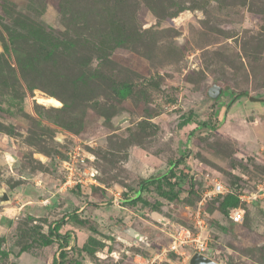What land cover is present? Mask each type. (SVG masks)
Masks as SVG:
<instances>
[{"label":"rangeland","instance_id":"374dc122","mask_svg":"<svg viewBox=\"0 0 264 264\" xmlns=\"http://www.w3.org/2000/svg\"><path fill=\"white\" fill-rule=\"evenodd\" d=\"M171 167L169 196L142 191ZM216 181L264 184V0H0V264H190L179 228L264 264V196L235 223Z\"/></svg>","mask_w":264,"mask_h":264},{"label":"built area","instance_id":"2783aa9c","mask_svg":"<svg viewBox=\"0 0 264 264\" xmlns=\"http://www.w3.org/2000/svg\"><path fill=\"white\" fill-rule=\"evenodd\" d=\"M86 158L85 154H83V150L81 146H76L69 154V160L65 162L67 169V175H66V181L65 183L67 185H72L76 187H85L87 183L89 184H95L96 181V174L91 170L88 169L85 165ZM213 193L216 195H228L233 194L238 197L239 199V207L234 208L230 211V218L235 223H241L244 220L245 217V208L244 205L247 203L260 201V199L264 196V184L258 186L257 190L255 192H249L245 188H238V189H232L230 188L227 183L221 181H216L214 184ZM114 196V203L119 209H122L123 205V196L122 194H118L117 192H113ZM197 224L200 226L202 225V221L200 218H197ZM172 244L171 249L172 250H180L183 248V246L187 245L189 242L191 243H197L198 246V252L200 254L202 251L205 250L204 242L201 240L200 236L194 237L190 230L179 228L176 229L172 234Z\"/></svg>","mask_w":264,"mask_h":264},{"label":"trees","instance_id":"16d2710c","mask_svg":"<svg viewBox=\"0 0 264 264\" xmlns=\"http://www.w3.org/2000/svg\"><path fill=\"white\" fill-rule=\"evenodd\" d=\"M190 122H191V117H189L185 121H183L180 124V127H185ZM177 170L178 169L171 167L169 172L167 174H165L164 176L157 178V179H153L151 181H148V186L147 185L144 186L142 188V191L143 192H149V185H157V190L160 192L161 196H164V197L169 196V194H167V193H161V188H160L161 184H164V183L167 184V186L171 189L170 192H172L177 185H181V183L183 184L188 179L187 173H185L183 170H180V171H177ZM227 185L232 189H235L238 187L239 188H245V187L241 186V184L235 185V184H231V183L227 182ZM80 189H81V187H80ZM140 193L139 192L136 193L135 196L132 197L131 199L128 198V195L123 194V198H124L123 205L125 207L136 206L139 202L142 201ZM175 196L176 195H173L171 197V199H173ZM222 198L223 199L221 202V210L224 214V217L228 219V218H230V211L234 208L239 207V205H240L239 199L237 196H235L233 194H228L226 196H223ZM73 218L75 219L76 216ZM231 221L233 222L232 219H231Z\"/></svg>","mask_w":264,"mask_h":264},{"label":"water","instance_id":"95a60500","mask_svg":"<svg viewBox=\"0 0 264 264\" xmlns=\"http://www.w3.org/2000/svg\"><path fill=\"white\" fill-rule=\"evenodd\" d=\"M9 200H10V198L6 192H4L2 195H0V202H6ZM190 264H219V263L215 262L214 260H212L211 258H209L203 254L196 253L191 258Z\"/></svg>","mask_w":264,"mask_h":264}]
</instances>
